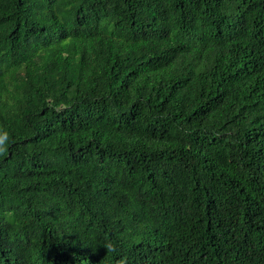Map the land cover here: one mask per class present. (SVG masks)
I'll return each mask as SVG.
<instances>
[{"label": "trees", "instance_id": "1", "mask_svg": "<svg viewBox=\"0 0 264 264\" xmlns=\"http://www.w3.org/2000/svg\"><path fill=\"white\" fill-rule=\"evenodd\" d=\"M0 135V264H264V0H0Z\"/></svg>", "mask_w": 264, "mask_h": 264}, {"label": "clouds", "instance_id": "2", "mask_svg": "<svg viewBox=\"0 0 264 264\" xmlns=\"http://www.w3.org/2000/svg\"><path fill=\"white\" fill-rule=\"evenodd\" d=\"M9 145L8 140L6 136L0 135V155H5L8 152ZM108 251H114V248H112L111 245L107 248ZM121 264H123V261H121Z\"/></svg>", "mask_w": 264, "mask_h": 264}]
</instances>
